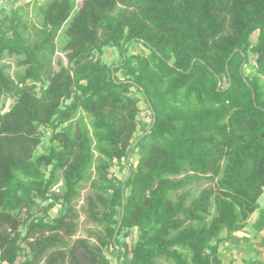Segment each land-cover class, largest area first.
Here are the masks:
<instances>
[{"label": "trees", "instance_id": "trees-1", "mask_svg": "<svg viewBox=\"0 0 264 264\" xmlns=\"http://www.w3.org/2000/svg\"><path fill=\"white\" fill-rule=\"evenodd\" d=\"M10 1L0 9V264H114L109 254L223 264L221 245L259 209L264 230V0ZM106 47L119 60L107 63ZM57 52L68 59L59 69ZM7 56L23 70L12 74ZM133 88L152 118L140 135ZM42 126L52 132L37 153ZM123 161L126 178L112 172ZM82 212L87 236H77Z\"/></svg>", "mask_w": 264, "mask_h": 264}, {"label": "rangeland", "instance_id": "rangeland-1", "mask_svg": "<svg viewBox=\"0 0 264 264\" xmlns=\"http://www.w3.org/2000/svg\"><path fill=\"white\" fill-rule=\"evenodd\" d=\"M22 1H27V0H22ZM40 1L43 2L44 0H40ZM78 1H79V4L81 5L82 0H78ZM12 7H13L12 1L0 0V9L5 8L6 12H8L11 10ZM33 14H34V10L32 7L30 8L31 21L33 23L40 24V20L38 19V17L33 16ZM1 17L2 15H0V18ZM251 39H252V42L255 44L258 40V33L257 32L254 33L251 36ZM144 49L145 48L141 46L139 43L134 44L132 47V51H135V52L145 51ZM119 58H120L119 50L117 48L115 47L105 48L104 59L107 63H112L116 60H119ZM59 59H61L65 64L68 63V59L66 58L65 54L57 52L54 56L55 69H59V66L57 65V61ZM6 61L12 63V69H11L12 74H15L18 70H23V68L17 66L16 56H13V57L7 56ZM249 71H250V67H246L245 73H249ZM133 91L139 95L141 99L140 105L143 109V111L139 115V120H142V122H141V125L139 124L138 132H137V134L140 135L143 133L145 128L149 127L152 118H151V113H150V110L148 109L146 100L144 99V96H142L143 94L140 92H137L135 88H133ZM5 100H7L8 107L12 106V102H13L12 99L5 98L4 101ZM42 130L45 133V137L43 139V143L38 147L37 153H40L47 148L49 137L52 132V129L49 126H42ZM139 158H140V154L135 153L131 157V162L134 165H136L138 163ZM129 171H130V163L128 161H123L122 164L120 165L117 164L116 166L112 168V172L120 178H126L127 175L129 174ZM209 184H210V181L206 180L202 184H196L194 187H195L196 192H199L204 186H207ZM55 188L57 189V187ZM89 191H90L89 186H87L86 189L82 190V195L77 200L78 207H81L84 205L85 197L89 193ZM259 202H260V207L264 208V194L260 197ZM47 203H48L47 201L41 202L39 206V211L41 212V214H44L42 207L47 205ZM62 209H63L62 204L59 203L57 206H55L51 210L49 219L51 220L55 216H57L59 213H61ZM25 212L26 211L22 212V217L26 216ZM259 212H260V209L250 215L248 226L244 231L235 233L232 236L230 242L227 243V245H221L220 254L224 260L223 264H236V259L238 260L239 257L245 260L255 259L258 262L264 264V230L261 232H257V230L255 229L253 225L259 216ZM80 223H81L80 231L77 234V236H87L88 233L86 231V228L89 226H93V225L85 222V214L83 212L80 215ZM225 233L226 232H224L223 234ZM138 236H139V230L138 228H134L132 235L127 238V241L130 244H133L138 239ZM109 256L114 264H119V260L115 255L109 254Z\"/></svg>", "mask_w": 264, "mask_h": 264}, {"label": "water", "instance_id": "water-1", "mask_svg": "<svg viewBox=\"0 0 264 264\" xmlns=\"http://www.w3.org/2000/svg\"><path fill=\"white\" fill-rule=\"evenodd\" d=\"M262 185H264V179L262 181ZM123 216V215H122ZM119 230V229H118ZM118 232V231H117ZM117 234V233H116ZM238 264H245V261L243 258L239 257L238 260H237Z\"/></svg>", "mask_w": 264, "mask_h": 264}]
</instances>
